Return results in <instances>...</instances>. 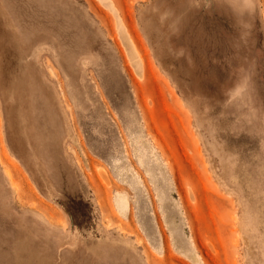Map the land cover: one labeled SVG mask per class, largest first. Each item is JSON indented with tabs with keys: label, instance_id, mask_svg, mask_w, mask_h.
Masks as SVG:
<instances>
[{
	"label": "rangeland",
	"instance_id": "374dc122",
	"mask_svg": "<svg viewBox=\"0 0 264 264\" xmlns=\"http://www.w3.org/2000/svg\"><path fill=\"white\" fill-rule=\"evenodd\" d=\"M0 264H264V0H0Z\"/></svg>",
	"mask_w": 264,
	"mask_h": 264
},
{
	"label": "bare ground",
	"instance_id": "6f19581e",
	"mask_svg": "<svg viewBox=\"0 0 264 264\" xmlns=\"http://www.w3.org/2000/svg\"><path fill=\"white\" fill-rule=\"evenodd\" d=\"M138 136V135H137ZM141 137H139V139H140ZM136 139V138H135ZM136 142V141H135ZM137 144H139L137 147H138V158H139V163H140V165H143V163H148V164H150L151 166H152V168L153 169H155V170H158V171H160L159 170V167H158V165H157V162H158V159H157V162L155 163L154 162V159L152 160L151 158H149L150 157V155H146V152L148 151V150H144V148H146L145 146H144V148L141 146L142 144H140V141H138L137 140V142H136ZM147 149H148V147H147ZM149 152V151H148ZM155 157V156H154ZM156 158V157H155ZM160 173V175H161V172H159ZM162 179V178H161ZM127 199H126V197L125 196H117L116 197V206H117V209H118V212L120 213V215H125V212L127 211ZM188 248H189V250L191 251V247L190 246H188Z\"/></svg>",
	"mask_w": 264,
	"mask_h": 264
}]
</instances>
